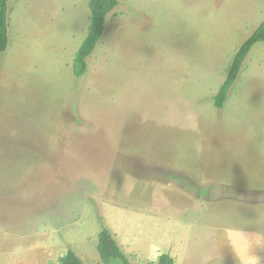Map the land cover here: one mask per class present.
<instances>
[{
    "label": "rangeland",
    "instance_id": "374dc122",
    "mask_svg": "<svg viewBox=\"0 0 264 264\" xmlns=\"http://www.w3.org/2000/svg\"><path fill=\"white\" fill-rule=\"evenodd\" d=\"M89 1H9L0 264H60L68 249L103 264L101 222L134 264L165 252L178 264L222 260L213 229L194 226L183 261L171 241L185 231L171 222H198L204 211L210 226L264 221V42L224 108L214 106L235 53L264 20V0H118L77 77Z\"/></svg>",
    "mask_w": 264,
    "mask_h": 264
},
{
    "label": "trees",
    "instance_id": "16d2710c",
    "mask_svg": "<svg viewBox=\"0 0 264 264\" xmlns=\"http://www.w3.org/2000/svg\"><path fill=\"white\" fill-rule=\"evenodd\" d=\"M9 1L0 0V54L6 52L9 43ZM119 5L118 0H90L91 23L88 33L78 48L74 58V73L82 77L89 69L88 59L93 55L96 46L106 30L108 16ZM259 42H264V20L243 41L235 53L231 64L228 67L227 76L214 96V106L222 110L227 102L229 92L237 81L242 70L243 63L251 49ZM98 253L103 264H134L125 253L122 246L115 238L113 232L101 222V231L97 244ZM60 264H84L82 259L72 250L59 258ZM156 264H178L169 253L161 254Z\"/></svg>",
    "mask_w": 264,
    "mask_h": 264
},
{
    "label": "crops",
    "instance_id": "0c3cea01",
    "mask_svg": "<svg viewBox=\"0 0 264 264\" xmlns=\"http://www.w3.org/2000/svg\"><path fill=\"white\" fill-rule=\"evenodd\" d=\"M250 180L252 183H254L252 179ZM232 205L238 207L237 204ZM244 209L246 208L244 207ZM250 209L251 208L248 209L249 212ZM254 209L258 208L254 207ZM205 213H207V211H204L202 215L198 216V222L193 221L184 224L179 219H173L171 222L173 226L172 228H175L176 226L180 225L181 227L179 228V230L185 231V234L181 236L182 239H178L179 242L171 241V245L175 247L176 252H181V257L183 261L189 262V260L191 259L188 253L186 252L187 249L184 247L183 244L189 240V234H187V232H191V230H193L192 228L196 226L200 228L209 227L213 229L209 232L214 233L216 237H212L211 240L215 245L221 246L222 260H218L220 259L221 254L218 259L217 257H215L214 254H210L207 260L203 261L204 259H199L197 261H194L193 264H245L246 261H243V257L247 259V256L250 257L251 262L248 261L250 264H257L260 262L264 264V221L260 222L254 217V220H258L260 223H262V225L254 223V226H248L237 221L231 222L232 220H225L226 223H220L215 220L214 223L217 225L213 224V226H210L207 222L211 217H203ZM229 217L234 218L236 217V215H230ZM211 223H213L212 220ZM145 246L149 245L145 244ZM161 254L163 253L158 254V256L154 258V260H151L153 264H156V261ZM175 261L177 263L180 262L177 258Z\"/></svg>",
    "mask_w": 264,
    "mask_h": 264
}]
</instances>
